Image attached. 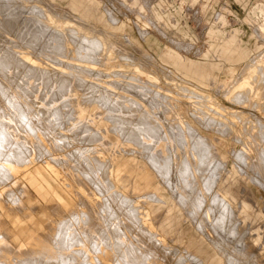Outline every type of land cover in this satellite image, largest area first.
<instances>
[{
  "label": "rangeland",
  "instance_id": "rangeland-1",
  "mask_svg": "<svg viewBox=\"0 0 264 264\" xmlns=\"http://www.w3.org/2000/svg\"><path fill=\"white\" fill-rule=\"evenodd\" d=\"M2 1L5 2L3 3ZM7 1L9 0H0V6L5 7L0 9V12L5 9L0 13V31H2L1 35H4L1 36V42L6 43V50L4 52H17L18 55L23 57V59L21 58L23 63L16 54L17 57H15V59H17V65L15 63L16 66L12 64L13 67H8L9 69H7V72L8 70H10V72L7 73L5 71V79L3 78L4 83H15L14 85L13 83L10 84V90L13 94L7 91L5 96L1 95L3 97L2 100L0 99L1 104L5 102L3 104L8 108L5 107L9 114H7V117L9 116L8 118L5 116L6 122L3 123L7 124L8 120V125L3 127L4 125L0 124V126H2L0 128L2 129L0 133L3 134H1L2 137H0L2 140L0 141V145L3 142L4 145L2 143L1 146H6L9 151L8 149H5V151L0 147V150L4 151H0V158L1 156L3 157L5 153L7 156H4L5 159L10 156V159H8L13 162V160L15 161L17 152L14 154L12 151L13 149L11 150L10 147L13 146L14 151L17 147L19 149H16L18 152L24 150L25 155L27 154V158L25 157L27 162L29 160L28 164L26 162L27 169L35 170L37 180L41 185L37 181L27 179L21 180L19 178L20 173H17V164L19 162L17 163L15 161L12 163L9 160L5 162L6 160L4 161V157L2 161L0 160L1 166H5L4 171H6V168L10 171L4 172L3 168H0L1 175L2 173H4L5 176L7 174L6 178L2 175L3 179H6V182L0 178V182H2L0 184V218L3 215L0 220V231L2 230L0 234L3 236L0 238V247H2V249H0V261L2 260V263L0 262V264H3L5 260L11 261L10 264H15V260H17L16 264H22V260H24V263L28 262V264H34L36 255L40 260H38L39 264L40 262L46 264L44 260H47V264H49L48 260H52L53 262H50L53 264L55 261L54 258H56L57 253H59L57 249L60 248L59 250L62 252L61 250L63 248L61 249V247L65 244L64 240L66 241V239H60V236H63L62 234H59V237L56 235L55 239V235L52 236L46 233L44 236H41L39 232L41 230L43 231L45 227L48 229L49 224H51L53 220L59 223L62 222V220L64 221L66 217L70 219L69 221L66 220V223L74 221L73 225H75L76 220L78 223V221H80L79 219L84 217L85 220L79 223H81V226L83 225L82 227L85 226L84 228H88V230L91 225H94V228H90L93 232L96 230L93 236L92 234L88 235V233H85V235H88V238L86 237V243H88L87 246L90 242L92 243V237L96 235L95 237L98 240L94 237V243H92L91 246L89 245V249H93L92 251L94 252L90 251L89 253L91 256H98L104 264L127 263H124L117 254L118 250L116 251V244L127 240L128 236V242L133 240L131 242L133 243L136 240L135 242L138 244V241H141L144 235L145 237L142 241L144 242L143 245L145 249L151 246H158L159 253L164 254L160 255L162 259L166 258L162 260V264H264V0H10V4ZM34 5L36 7L39 6V8L36 9ZM6 6L10 7H7L9 11ZM17 6L21 7V10L20 8L18 9ZM16 8L17 11L15 10ZM29 11L32 14L29 13ZM1 14L5 16L8 14L12 19H16L18 22L16 20L15 22L14 20H10L11 18L8 15V18H5L4 15L2 16ZM15 15L18 16V18ZM31 15L34 18L33 20ZM27 20L30 21L28 22ZM37 20L42 21L38 26L39 29L43 24H47L46 27L49 26L47 27L48 29L44 31V28H46L44 25L39 30L37 28V23H39V21ZM9 21L17 24L15 25L13 23L10 25L11 22ZM27 22L30 24L28 25ZM35 22H37V25L34 24ZM10 26L16 27L12 29ZM1 27L4 28L2 29ZM27 27L31 28L33 31L29 32L31 29H27ZM33 27L38 29L37 33L35 32L36 29L34 31ZM40 31L43 35H41L42 33ZM27 33L31 34L29 35ZM73 34L77 35L78 38H75ZM37 35H39V37ZM93 35L97 38L95 37L94 39ZM27 36L31 37L28 38ZM88 36L92 37V40L89 37L90 40L88 41H93V39L95 41L97 39L98 41H96L101 44L99 40L103 38L101 45L106 44V46L104 45L106 50L103 49L104 47L102 46L103 51H98V54L102 53L101 55L96 53L97 56L94 53L93 57L96 56L95 61L93 57L89 58V56H86L87 52L85 50L79 48V42L72 41L74 38L78 41H80V38L82 40L84 37L88 39ZM40 37L42 41H40ZM48 37H50V39H48ZM59 37L62 42H59ZM6 39H10L11 41H7ZM34 39L39 43L37 44ZM27 40L30 42H25ZM31 42L36 45H32ZM52 43L56 44V47ZM23 44L27 47L23 46ZM17 45L22 47H16ZM46 45L48 46L46 47ZM49 45H52L50 46L51 48H49ZM101 45L99 46L100 48ZM2 48H4V46H2ZM64 48L67 49L65 50ZM58 51H62V53ZM58 58L61 62L57 61ZM84 59L86 61H84ZM19 61L20 65L18 64ZM59 63H61V65ZM21 65L24 69L21 68ZM71 66L73 68H71ZM31 68L34 69L32 70ZM19 70H21V73ZM34 73L37 74L35 75ZM39 73H41V75ZM9 74L11 76H9ZM59 75L60 78H58ZM246 76L249 77L245 78ZM9 79H18L19 82L18 80L10 82L8 81ZM246 79L248 82L246 83L247 85H244L243 82ZM21 80L22 83L24 82L23 84ZM80 81L82 83H80ZM134 82L138 85H135ZM16 83L21 86H18ZM66 84L67 87L65 86ZM143 85L148 86L150 93L140 89ZM12 86L13 88L18 86L17 88L19 89L20 87V89H13ZM24 86L27 91L25 93L23 91L25 90ZM101 86L103 87L101 88ZM21 87H23V90H21ZM36 87L40 89L38 90ZM91 87L93 89L95 88L94 91ZM126 87L128 89H126ZM130 87H133V89H130ZM138 88L139 90H137ZM16 91L19 92L20 97L17 95L18 93L16 94ZM157 93H159L161 97L156 96ZM12 96H14V98ZM122 97H124V99ZM53 98H56V100ZM3 99H5L8 104ZM16 102H20V108L11 110L9 103L12 105ZM107 102H109V104H107ZM27 104L29 106L31 105L33 110L27 106ZM109 106H111L110 109ZM27 107L29 110L26 109ZM9 108L10 112L13 111L14 114H10ZM119 109H121V111ZM18 110L20 112L17 113ZM52 110H57V112H51ZM124 110L126 111L124 112ZM35 111H37V113ZM24 114L26 115L24 116ZM20 115H23L27 121V118L32 120L29 119V122L32 123L31 128L28 124L29 122L25 124L24 119ZM16 117L19 119L18 121ZM121 117L126 121H123ZM142 117H144L146 121V118H148V121L152 119L156 122V124L153 125L154 121L152 122L151 120V125L149 124L150 122L147 121L150 126H154L153 134L148 130L147 126L149 127V125H147L145 127L146 129L139 130V137H129L128 132L130 129L128 126L132 127L135 120L136 123H145L146 121L141 119ZM118 119L121 122H119ZM128 123L132 124L127 125ZM126 125L128 131L126 130ZM119 126L124 127L120 128ZM6 127H13L12 129L7 128L12 134L7 131ZM43 127L46 131L42 129ZM155 127L158 128L157 131ZM15 128L16 130H14ZM35 128H37V130ZM5 129L6 131H4ZM30 129L32 131H30ZM120 129L124 130L125 133L123 132V134ZM154 132H156L157 135ZM8 134L13 135L11 137L12 140L15 139L14 142L19 143H21V137L24 136L22 141L25 142L18 144L19 146L21 145L20 147L24 144L23 148L15 145L16 143L12 141L11 143L13 144H10L8 142L10 139L7 136ZM7 137L9 139L6 140ZM25 138H27V141ZM60 138L62 140L66 138L67 140L65 139L62 142ZM80 140L84 141L82 142ZM61 144L62 146H60ZM25 145H27L26 148H24ZM78 150L82 153L80 154ZM7 152H9V155ZM76 155L78 156L76 157ZM35 156L38 158L36 159ZM72 156L75 157L73 158ZM83 157L85 159L87 158V160L89 159V162H92V164H95L97 169H105L104 172H102L103 170L101 169L98 173H94L95 176L92 175L93 173H91L89 167L87 168V163L85 165L86 160ZM155 157L158 158L159 161ZM25 158L24 161H26ZM154 159H156V162ZM75 160L77 161L75 162ZM165 160L169 161L165 162ZM95 161L97 163H95ZM151 161H154L156 166H159L155 167V164ZM157 161L160 164H157ZM164 162L166 165L169 164L170 168L172 166L173 169L171 168V171L170 169L166 171ZM108 164H110V166ZM185 164L188 169L184 166ZM74 165H76L75 168ZM101 165L109 166L110 170ZM76 167H78V169ZM82 167L83 169H81ZM168 167L167 165V168ZM184 168L185 170L187 169L188 172L184 171ZM179 169L181 171H179ZM167 172L168 174H166ZM9 173L12 175H9ZM108 174H110L109 177ZM13 175L14 177L12 178ZM93 181L97 182L94 183ZM54 192L60 194V197L55 199V201L50 197ZM14 193L16 195H13ZM10 194L17 198L15 201H18L20 198V202L16 201L15 203ZM117 194L119 198H115ZM108 195H110V197H112V195L114 196L113 198L109 197L111 203L107 197ZM52 197H54V195ZM10 198L12 200H10ZM54 198H56V196ZM212 198L214 200L216 199L215 201H217V198L219 200L222 198L221 200L224 203H220L221 200L215 202ZM115 199H117V201L119 199L123 200V202L121 200L118 201L120 208L123 209L118 207V202H116ZM223 199L226 201L228 207ZM28 200L29 202L32 201L33 204L32 202L31 204H27ZM125 200L130 207L127 206ZM23 201L24 203H21ZM196 201H198V204ZM104 202H106L105 206H107L106 204L108 203L112 206L113 210L109 205L107 207L108 209L111 208L110 211L107 207L104 208ZM112 202L115 203L113 204ZM24 204L29 209L25 208ZM122 204L130 208V211L127 210L129 213L124 211L127 208L125 209ZM2 205H4V208H2ZM7 206L10 207L7 208ZM224 206L229 208L230 212L228 211V213L230 216L224 212L226 211ZM17 207L19 210L15 209ZM222 207L225 209H222ZM37 208L41 213L37 212ZM20 210L22 211L20 212ZM115 210H118L117 213ZM119 210H121L120 213ZM216 210L222 213L224 212L223 214H226L229 218L226 220L227 217L221 216V212ZM125 212L131 214V217H128L129 215H126ZM48 213H52V215ZM115 213L121 215L118 216ZM73 214L78 215H75V217ZM19 215L21 216V220L17 219ZM135 215H139L140 218ZM107 217L110 218V220ZM114 217L117 218L118 221L122 220L121 224H119L120 222L118 223L117 219ZM3 218H5V220H3ZM31 218H33L32 221L30 220ZM86 219H88V221ZM141 219L142 221H140ZM217 219L218 222L226 221L227 223L220 222V224H223L220 226V224L218 225ZM4 221L5 225H3ZM115 222L118 224V229H116L117 225ZM123 222L124 225L131 222L135 223L130 224V230L128 226H121ZM24 223L26 224L24 225ZM88 223L93 224L89 225ZM224 224H226V226ZM6 225L10 227H7L8 230ZM113 225L115 226L114 230H112L114 227ZM229 226L233 228L230 229ZM123 228L124 230H122ZM5 229L7 231H5ZM110 229L112 231H110ZM98 230L100 233L97 232ZM101 230L106 233L104 236V242L106 243L102 241L104 232L101 233ZM116 230L117 232H115ZM26 231L33 232L28 235L30 240L29 237L27 239V236H23ZM108 231H110V233ZM113 231L119 233V235H117L118 238L114 235ZM124 231L126 235H124ZM78 232L80 234L79 237L78 234H75L74 238L72 236L71 240L80 238L81 240H85L84 231ZM216 232H220V234ZM9 233H11V235ZM121 233H123V237L120 236ZM14 234L17 237V242L10 241L11 237L9 238V236H12V239L15 240L13 237L15 236ZM81 234L83 235L82 237ZM33 235L35 236L33 237ZM76 235L77 238H75ZM113 235L116 240L112 237ZM89 236L91 237L89 238ZM154 237H159V244ZM31 238H33V240ZM58 238L64 240H57ZM65 238L67 237L65 236ZM89 239L92 240L90 241ZM113 239L115 243H113ZM54 240H56V242ZM88 240L89 242H87ZM225 241L226 243L224 244ZM14 243L17 249L14 247ZM20 243L22 246L24 245V249L18 248V246L22 247ZM146 243L148 245H146ZM216 243L222 245L219 246L216 245ZM17 244L19 245L17 246ZM114 244L115 247L113 246ZM124 244L127 246L125 242ZM11 245L13 248H11ZM51 245L52 247L54 245L58 247H55L57 249L52 255L46 253L44 249L49 248ZM82 245L86 246L85 243H82ZM119 247L120 245L117 249ZM220 247L222 249H220ZM11 249H13V252ZM231 249L234 250L232 251ZM4 251H9L6 253L10 254H6ZM44 251L45 253H43ZM18 252H20L19 255H16ZM35 252L37 253L35 254ZM29 253L31 256H29ZM11 254L13 255L11 256ZM40 254H44L47 257L51 255V257H48V259L46 256H41ZM114 255L118 257V260ZM27 256L31 257V260L33 257V260L31 261L28 257L29 260L25 261ZM38 256H40V258ZM5 257H7V259L9 258V260L5 259ZM12 257L15 258L10 260ZM20 258H22V260ZM43 258L45 259L43 260ZM38 263L35 261V264ZM97 264H99V262H97Z\"/></svg>",
  "mask_w": 264,
  "mask_h": 264
},
{
  "label": "bare ground",
  "instance_id": "bare-ground-1",
  "mask_svg": "<svg viewBox=\"0 0 264 264\" xmlns=\"http://www.w3.org/2000/svg\"><path fill=\"white\" fill-rule=\"evenodd\" d=\"M2 2H3V1H2ZM4 2H5V1H4ZM4 2H3V3H4ZM7 2H9V4H10L11 1L9 0V1H7ZM20 3H21V2H20ZM11 4H12V3H11ZM16 4H17V3H16ZM1 5H2V3H1ZM5 5H7V4H5ZM14 5H15V4H14ZM19 5H20V4H19ZM3 6H4V5H3ZM10 6H12V5H10ZM34 6H35V5H34ZM7 7L10 8L9 6H6V8H7ZM15 7H16V6H15ZM17 7H18V6H17ZM24 7H25V6H24ZM24 7H23V8H24ZM35 7H36V6H35ZM1 8H5V7L0 6V9H1ZM8 8H7V9H8ZM11 8H12V7H11ZM13 8H14V7H13ZM19 8H20V10H21V7H18V9H19ZM37 8H39V6H37L36 9H37ZM4 10H5V9H3L1 12H3ZM15 10L17 11V8H16ZM20 10H18V11H20ZM23 10H24V9H23ZM23 10H22V11H23ZM47 10H48V9H47ZM8 11H9V9H8ZM11 11H13V10H11ZM1 12H0V13H1ZM6 12H7V11H6ZM6 12H5V13H6ZM14 12H15V11H14ZM5 13H4V14H5ZM7 13H8V12H7ZM11 13H12V12H11ZM22 13H23V12H22ZM29 13H31V12L29 11ZM4 14H3V15H4ZM9 14H10V13H9ZM19 14L22 15L21 13H19ZM31 14H32V13H31ZM46 14H47V13H46ZM48 14H49V11H48ZM1 15H2V14H1ZM3 15H2V16H3ZM7 15H8V14H7ZM7 15H6V16L4 15V17L6 18ZM10 15H11V14H10ZM10 15H8V16H10ZM12 15H13V14H12ZM15 16H16V15H15ZM23 16H24V15H23ZM31 16H32V15H31ZM4 17H3V18H4ZM13 17H14V16H13ZM16 17L18 18V16H16ZM29 17H30V16H29ZM7 18H8V17H7ZM10 18H11V16H10ZM10 18H9V19H10ZM48 18H49V17H48ZM9 19H8V20H9ZM19 19H20V18H19ZM27 19H28V18H27ZM33 19H34V18H33V16H32V20H33ZM46 19H47V18H46ZM5 20H6V19H5ZM10 20L13 21L14 19L11 18ZM15 20H16V19H15ZM15 20H14V22H15ZM35 20H36V19H35ZM49 20H50V19H49ZM12 21H9V22H11L10 25L14 23V22H12ZM16 21H17V20H16ZM19 21H20V20H19ZM22 21H23V20H22ZM27 21H28V20H27ZM29 21H30V20H29ZM29 21H28V22H29ZM37 21H39V23L35 22L34 24H35V25L38 24V25H37V28L39 29L38 26H39V24H40L42 21H40V20H37ZM50 21H51V20H50ZM0 22H1V21H0ZM17 22H18V21H17ZM28 22H27V24H28ZM33 22H34V21H33ZM2 23H3V22H2ZM7 23H8V22H7ZM22 23H23V22H22ZM36 23H37V24H36ZM3 24H4V23H3ZM3 24H2V26H3ZM14 24H15V23H14ZM16 24H17V23H16ZM16 24H15V25H16ZM29 24H30V23H29ZM29 24H28V25H29ZM42 24H43V23H42ZM32 25H33V24H32ZM44 25H45V24H43L42 26H44ZM46 25H47V24H46ZM46 25H45V27H46ZM0 26H1V25H0ZM4 26H5V24H4ZM8 26H9V25H8ZM8 26H6V27H8ZM25 26H26V25H25ZM33 26H34V25H33ZM40 26H41V25H40ZM42 26H41V27H42ZM6 27H5V28H6ZM10 27H11V26H10ZM13 27H16V26H13ZM13 27H11V28L13 29ZM29 27H30V26H29ZM34 27H35V26H34ZM34 27H33V28H34ZM41 27H40V29H41ZM47 27H49V26H47ZM47 27L44 28V31H45L46 29H48ZM50 27H51V26H50ZM1 28H2V27H1ZM3 28H4V27H3ZM3 28H2V29H3ZM22 28H23V27H22ZM31 28H32V26H31ZM31 28H28V27H27V29H31ZM37 28H34V31H35V29H36V31H35L36 33H37V31H38ZM6 29H7V28H6ZM40 29H39V30H40ZM52 29H53V28H52ZM56 29H57V28H56ZM4 30H5V29H4ZM17 30H18V29H17ZM23 30H24V29H23ZM25 30H26V29H25ZM54 30H55V29H54ZM5 31H6V30H5ZM5 31H4V32H5ZM13 31H14V30H13ZM31 31H33V30H32V29L29 30V32H31ZM50 31H51V30H50ZM57 31H58V30H57ZM1 32H2V31H0V99L2 100V98H3L2 96H5V94L7 93V91H10V92H11V90H10V89H11V87H10L11 85H10V84L13 83V85H14V83H15V82H12V83H10V84H9V82L4 83V82H3V81H4L3 78L5 79V75H4V74H6L5 71L7 72V69H9L10 66L13 67V65H15V63H16V65H17V61H16L17 59H15V57H17L18 54H17V52H9V50H8L9 53L4 52V51L6 50V48H5V46H6L5 44H6V43L1 42V40H2L1 36H4V35H1V34H2ZM21 32H22V31H21ZM26 32H28V31H26ZM40 32H41V31H40ZM40 32H39V34H40ZM42 32H43V28H42ZM42 32H41V33H42ZM88 32H89V31H88ZM5 33H6V32H5ZM22 33H23V32H22ZM24 33H25V32H24ZM44 33H45V32H44ZM60 33H61V32H60ZM84 33H85V32H84ZM3 34H4V33H3ZM25 34H26V33H25ZM27 34L30 35L31 33H27ZM33 34H34V33H33ZM61 34H62V33H61ZM69 34H70V33H69ZM21 35H22V34H21ZM34 35H36V34H34ZM34 35H33V37H35ZM41 35H43V33H42ZM45 35H46V34H45ZM55 35H60V34H55ZM55 35H54V36H55ZM73 35H75V34H73ZM73 35H72V36H73ZM85 35L87 36L86 33H85ZM88 35H89V34H88ZM37 36L39 37V35H37ZM62 36H63V35H62ZM69 36H70V35H69ZM76 36H77V35H75V38H78V36H77V37H76ZM83 36H84V35H83ZM23 37H24V36H23ZM25 37H26V35H25ZM25 37H24V38H25ZM27 37H28V36H27ZM29 37H31V36H29ZM29 37H28V38H29ZM42 37H43V36H42ZM51 37H52V36H51ZM56 37H57V36H56ZM60 37H61V36H60ZM60 37H59V39H60L59 42H62V40H61L62 37H61V38H60ZM70 37H71V36H70ZM89 37H90V36H88V39H86L87 37H84V38L82 37L83 39L81 40V38H80V39H79L80 41H78L77 39L75 40V38L73 39V37H72V39H73L72 41H73V42H74V41L79 42V44H78V45H80L79 48H80L81 50H85V51L87 52V55H86V56H87V57L89 56V58H90V57L92 58V57L94 56V53H95V55H97V54H98V51L101 52V50L103 51V49L106 50V48H105L106 44H104L105 46H104V45H101V44H102V39H103V38L99 40V41H101V44H100L99 42H97V41H98L97 39H96L97 41H96V40L94 41V39H95L96 36L94 37V35H93V38H94L93 41H88V40H90V39L92 38V37H90V39H89ZM40 38H41V37H40ZM96 38H97V37H96ZM26 39H27V38H26ZM35 39H36V37H35ZM35 39H34V41H35ZM37 39H38V38H37ZM48 39H50V37H48ZM53 39H54V38H53ZM6 40H7V39H6ZM6 40H5V41H6ZM31 40H32V39H31ZM43 40H44V39H43ZM54 40H55V39H54ZM63 40H65V39H63ZM70 40H71V38H70ZM91 40H92V39H91ZM7 41H11V40L9 39V40H7ZM7 41H6V42H7ZM28 41H29V40H27V41H25V42H28ZM40 41H42V38H41ZM47 41H48V40H47ZM56 41H57V40H56ZM68 41H69V40H68ZM29 42H30V41H29ZM32 42H33V41H32ZM32 42H31V44H32ZM35 42H36V41H35ZM43 42H44V41H43ZM69 42H70V41H69ZM103 42H104V41H103ZM33 43H34V42H33ZM36 43H37V42H36ZM38 43H39V42H38ZM38 43H37V44H38ZM41 43H42V42H41ZM64 43H65V42H64ZM71 43H72V42H71ZM75 43H76V42H75ZM11 44H12V43H11ZM24 44H25V43H24ZM24 44H23V46H26V45H24ZM28 44H29V43H28ZM52 44H53V43H52ZM99 44L101 45V48L99 47V46H100ZM32 45H36V44H32ZM32 45H31V46H32ZM42 45H43V44H42ZM44 45H45V44H44ZM53 45H55V47H56V44H53ZM61 45H62V44H61ZM61 45H60V46H61ZM98 45H99V46H98ZM2 46H4V48H2ZM10 46H12V45H10ZM19 46H20V45H19ZM19 46L17 45L16 47H19ZM47 46H48V45H46V47H47ZM50 46H52V45H49V48H51ZM63 46H64V45H63ZM73 46H74V44H73ZM73 46H72V48H73ZM102 46H103L104 48H103ZM14 47H15V46H14ZM20 47H22V46H20ZM26 47H27V46H26ZM32 47H33V46H32ZM43 47H44V46H43ZM46 47H44V48H46ZM75 47H76V46H75ZM11 48H12V47H11ZM102 48H103V49H102ZM7 49H8V48H7ZM9 49H10V48H9ZM38 49H39V47H38ZM52 49H53V48H52ZM59 49H60V48H59ZM59 49H58V50H59ZM64 49H65V48H64ZM66 49H67V48H66ZM66 49H65V50H66ZM44 50H45V49H44ZM81 50H80V51H81ZM105 50H104V51H105ZM10 51H11V49H10ZM12 51H14V50H12ZM39 51H40V50H39ZM46 51H47V50H46ZM50 51H51V49H50ZM54 51H55V50H54ZM63 51H64V50H63ZM58 52H61V53H62V51H58ZM70 52H72V51H70ZM100 52H99V53H100ZM14 53H15V54H14ZM18 53H19V51H18ZM30 53H31V52H30ZM37 53H39V52H37ZM43 53H44V52H43ZM96 53H97V54H96ZM16 54H17V55H16ZM56 54H57V53H56ZM63 54H64V53H63ZM63 54H61V55L64 56ZM71 54H72V53H71ZM77 54H78V53H77ZM101 54H102V53H100V54H98V55H101ZM40 55H41V54H40ZM59 55H60V54H59ZM65 55H66V54H65ZM98 55H97V56H98ZM18 56L20 57L19 59H20V61L22 62L21 58L23 59V57H21L20 55H18ZM51 56H53V55H51ZM29 57H30V56H29ZM37 57H38V56H37ZM64 57H65V56H64ZM70 57H71V55H70ZM72 57H73V56H72ZM95 57H96V56H95ZM95 57H93V58H94V61H95ZM38 58H39V57H38ZM46 58H47V57H46ZM66 58H67V57H66ZM89 58H87V59H88V60H91V59H89ZM14 59H15V60H14ZM19 59H18V60H19ZM79 59H80V58H79ZM79 59H78V60H79ZM24 60H25V59H24ZM40 60H41V58H40ZM82 60H83V59H82ZM20 61L18 62L19 65H20ZM57 61H60V62H61V60H59V58H58ZM84 61H86V60L84 59ZM92 61H93V60H92ZM92 61H91V62H92ZM94 61H93V62H94ZM54 62H55V61H54ZM89 62H90V61H89ZM22 63H23V62H22ZM12 64H13V65H12ZM24 64H25V62H24ZM30 64H31V63H30ZM56 64H57V63H56ZM59 64L61 65V63H59ZM134 64H135V63H134ZM16 65H15V66H16ZM19 65H18V66H19ZM57 65H58V64H57ZM18 66H17V67H18ZM21 66H22V65H21ZM32 66H33V64H32ZM32 66H31V67H32ZM8 67H9V68H8ZM25 67H26V64H25ZM33 67H34V66H33ZM35 67H36V66H35ZM65 67H67V66H65ZM69 67H70V66H69ZM82 67H83V66H82ZM134 67H135V66H134ZM136 67H137V66H136ZM18 68H19V67H18ZM18 68H17V69H18ZM21 68H23V66H22ZM27 68H28V67H27ZM27 68H26V69H27ZM36 68H37V67H36ZM71 68H73V67L71 66ZM74 68H75V67H74ZM84 68H85V67H84ZM12 69H13V68H12ZM12 69H11V70H12ZM17 69H16V71H17ZM23 69H24V68H23ZM31 69H32V68H31ZM33 69H34V68H33ZM33 69H32V70H33ZM43 69H44V68H43ZM45 69H47V68H45ZM78 69H79V68H78ZM135 69H138V68H135ZM38 70H39V69H38ZM41 70H42V68H41ZM47 70H48V69H47ZM51 70H52V69H51ZM58 70H59V69H58ZM68 70H69V69H68ZM71 70H72V69H71ZM82 70H84V69H82ZM82 70H81V71H82ZM139 70H140V69H139ZM139 70H138V71H139ZM142 70H143V69H142ZM13 71H14V70H13ZM19 71H20V73H21V70H19ZM42 71H43V70H42ZM42 71H41V72H42ZM45 71H46V70H45ZM98 71H99V70H98ZM8 72H10V70H8ZM8 72H7V73H8ZM29 72H30V71H29ZM35 72H36V71H35ZM38 72H39V71H38ZM38 72H37V73H38ZM72 72H73V71H72ZM139 72H140V71H139ZM153 72H155V71H153ZM15 73H16V72H15ZM20 73H19V74H20ZM37 73H36V74H37ZM59 73H60V72H59ZM69 73H70V72H69ZM82 73H83V71H82ZM84 73H85V72H84ZM100 73H101V72H100ZM12 74H14V73H12ZM16 74H17V73H16ZM34 74H35V73H34ZM36 74H35V75H36ZM39 74L41 75V73H39ZM39 74H38V76H39ZM47 74H48V73H47ZM52 74H53V73H52ZM62 74H63V72H62ZM92 74H93V73H92ZM152 74H153V73H152ZM7 75H8V74H7ZM30 75H31V74H30ZM30 75H29V76H30ZM44 75H45V74H44ZM44 75H43V76H44ZM105 75H106V74H105ZM9 76H11V75L9 74ZM15 76H16V75H15ZM22 76H23V75H22ZM22 76H21V77H22ZM24 76H25V75H24ZM29 76H28V77H29ZM43 76H42V77H43ZM65 76H66V75H65ZM77 76H78V75H77ZM77 76H76V77H77ZM7 77H8V76H7ZM17 77H18V75H17ZM28 77H27V78H28ZM44 77H45V76H44ZM69 77H70V76H69ZM69 77H68V78H69ZM81 77H82V76H81ZM91 77H92V75H91ZM93 77H94V76H93ZM95 77H96V76H95ZM248 77H249V76H246L245 78H248ZM24 78H25V77H24ZM37 78H39V77H37ZM51 78H52V77H51ZM58 78H60V75L58 76ZM79 78H80V77H79ZM97 78H98V77H97ZM134 78H136V77H134ZM158 78H159V77H158ZM7 79H8V78H7ZM11 79H12V78H11ZM22 79H23V78H22ZM35 79H36V78H35ZM39 79H40V78H39ZM42 79H43V78H42ZM53 79H54V78H53ZM69 79H70V78H69ZM150 79H151V78H150ZM156 79H157V78H156ZM14 80H18V79H14ZM14 80H10V79H9L8 81L11 82V81H14ZM23 80H24V79H23ZM28 80H29V78H28ZM30 80H31V79H30ZM36 80H37V79H36ZM45 80H46V79H45ZM64 80H65V79H64ZM77 80H78V79H77ZM129 80H130V79H129ZM134 80H135V79H134ZM151 80H152V79H151ZM248 80H249V79H248ZM55 81H56V80H55ZM61 81H62V79H61ZM61 81H60V82H61ZM81 81H83V80H81ZM81 81H80V83H82ZM112 81H113V80H112ZM137 81H138V80H137ZM155 81H156V80H155ZM16 82H17V81H16ZM18 82H19V80H18ZM18 82H17V83H18ZM36 82H37V81H36ZM66 82H67V81H66ZM85 82H86V81H85ZM90 82H91V81H90ZM115 82H116V81H115ZM132 82H133V81H132ZM152 82H153V81H152ZM247 82H248V81H247V79H246V80L243 82V84H244V85H247V84H246ZM7 83H8V85H7ZM17 83H16V84H17ZM21 83H22V80H21ZM23 83H24V82H23ZM23 83H22V84H23ZM33 83H34V82H33ZM43 83H44V82H43ZM57 83L59 84L58 81H57ZM69 83H70V82H69ZM76 83H77V82H76ZM76 83H75V84H76ZM91 83H93V82H91ZM134 83H135V82H134ZM141 83H142V82H141ZM5 84H6V85H5ZM19 84H20V83H19ZM61 84H62V82H61ZM84 84H85V83H84ZM114 84H116V83H114ZM114 84H113V85H114ZM188 84H189V83H188ZM17 85H18V84H17ZM68 85H69V84H68ZM86 85H87V84H86ZM94 85H95V84H94ZM94 85H93V86H94ZM100 85H101V84H100ZM135 85H138V84L135 83ZM139 85H140V84H139ZM18 86H21V85H18ZM18 86H17V87H18ZM38 86H39V85H38ZM43 86H45V85H43ZM65 86L67 87V84H66ZM69 86H70V85H69ZM69 86H68V87H69ZM76 86H78V85H76ZM82 86H84V85H82ZM97 86H98V85H97ZM146 86H147V85H146ZM146 86L143 85L142 87H140V89H143V91L145 90L146 92H149V90H148V86H147V87H146ZM149 86H150V85H149ZM158 86H160V85H158ZM17 87L15 86L14 88L16 89ZM29 87H30V86H29ZM33 87H34V86H33ZM41 87H42V85H41ZM63 87H64V85H63ZM73 87H74V86H73ZM84 87H85V86H84ZM86 87H89V86H86ZM102 87H103V86H101V88H102ZM104 87H106V86H104ZM116 87H117V86H116ZM160 87H161V86H160ZM160 87H159V88H160ZM187 87H188V86H187ZM12 88H13V86H12ZM14 88H13V89H14ZM22 88H23V87H21V90H23ZM24 88H25V86H24ZM36 88H37V87H36ZM46 88H48V87H46ZM69 88H70V87H69ZM82 88H83V87H82ZM98 88H99V87H98ZM106 88H107V87H106ZM128 88H129V86H128ZM128 88L126 87V89H128ZM134 88H136V87H134ZM161 88H162V87H161ZM19 89H20V87H19ZM19 89L17 88V90H19ZM37 89H38V88H37ZM39 89H40V88H39ZM39 89H38V90H39ZM67 89H68V88H67ZM84 89H86V88H84ZM88 89H89V88H88ZM91 89H93V88L91 87ZM94 89H95V88H94ZM94 89H93V91H94ZM107 89H108V88H107ZM121 89H122V87H121ZM130 89H133V87H132V88L130 87ZM189 89H190V88H189ZM42 90H43V89H42ZM44 90H45V89H44ZM54 90H55V89H54ZM105 90H106V89H105ZM134 90H135V89H134ZM137 90H139V88H138ZM158 90H160V89H158ZM162 90H163V89H162ZM191 90H192V88H191ZM194 90H195V89H194ZM12 91H14V90H12ZM23 91H24V93L27 92V91H26V88H25V90H23ZM28 91H29V90H28ZM34 91H36V90H34ZM56 91H57V90H56ZM59 91H60V89H59ZM62 91H63V90H62ZM65 91H66V90H65ZM77 91H78V89H77ZM91 91H92V90H91ZM95 91H96V90H95ZM98 91H99V90H98ZM129 91H130V90H129ZM141 91H142V90H141ZM145 91H144V92H145ZM189 91H190V90H189ZM29 92H30V91H29ZM43 92H44V91H43ZM60 92H61V91H60ZM103 92H104V91H103ZM131 92H134V91H131ZM138 92H139V91H138ZM138 92H137V93H138ZM157 92H158V91H157ZM161 92H162V91H161ZM163 92H164V91H163ZM194 92H195V91H194ZM11 93H12V92H11ZM17 93H18V94H17ZM20 93H21V92H20ZM24 93H23V94H24ZM31 93H32V91H31ZM66 93H67V92H66ZM96 93H97V92H96ZM100 93H101V92H100ZM149 93H150V92H149ZM197 93H198V92H197ZM8 94H9V92H8ZM12 94H13V93H12ZM16 94L19 96V92H18V91H16ZM27 94H28V93H27ZM27 94H26V95H27ZM29 94H30V93H29ZM36 94H37V93H36ZM110 94H111V93H110ZM165 94H166V92H165ZM1 95H2V96H1ZM14 95H15V94H14ZM30 95H31V94H30ZM32 95L34 96L33 93H32ZM45 95H46V93H45ZM57 95H58V94H57ZM100 95H101V94H100ZM103 95H105V94H103ZM108 95H109V94H108ZM114 95H116V94H114ZM135 95H136V94H135ZM24 96H25V95H24ZM47 96H48V95H47ZM59 96H60V95H59ZM91 96H92V95H91ZM98 96H99V94H98ZM101 96H102V95H101ZM111 96H113V95H111ZM121 96H122V95H121ZM124 96H125V95H124ZM156 96L161 97V95H160L159 93H157ZM156 96H155V97H156ZM167 96H168V95H167ZM12 97L14 98V96H12ZM16 97H17V96H16ZM19 97H20V96H19ZM21 97H22V96H21ZM28 97H29V96H28ZM45 97H46V96H45ZM56 97H57V96H56ZM61 97H62V96H61ZM102 97H103V96H102ZM104 97H105V96H104ZM118 97H119V96H118ZM138 97H139V96H138ZM90 98H91V97H90ZM112 98H113V97H112ZM114 98H115V96H114ZM122 98L124 99V97H122ZM125 98H126V96H125ZM152 98H153V97H152ZM5 99H6V98H5ZM5 99H3V100L6 101L7 99H6V100H5ZM16 99L18 100V97H17ZM53 99L56 100V98H53ZM85 99H86V98H85ZM87 99H88V97H87ZM87 99H86V100H87ZM129 99H130V98H129ZM129 99H128V100H129ZM142 99H143V98H142ZM14 100H15V99H14ZM29 100H30V99H29ZM33 100H34V99H33ZM57 100H58V99H57ZM80 100H81V99H80ZM91 100H92V99H91ZM94 100H95V99H94ZM106 100H107V99H106ZM125 100H127V99H125ZM15 101H16V100H15ZM19 101H20V100H19ZM27 101H28V100H27ZM42 101H44V100H42ZM49 101H50V100H49ZM52 101H53V100H52ZM58 101H59V100H58ZM89 101H90V100H89ZM114 101H115V100H114ZM121 101H122V100H121ZM129 101H130V100H129ZM131 101H132V100H131ZM12 102H13V101H12ZM28 102H29V101H28ZM34 102H36V101H34ZM84 102H85V101H84ZM95 102H96V101H95ZM119 102H120V101H119ZM122 102H123V101H122ZM3 103H5V102H3ZM3 103L1 104V101H0V124H1V125H2L3 123L6 122V117H7V114H8V111H7L8 108H7ZM6 103L8 104L7 101H6ZM19 103H20V102H19ZM19 103L16 102V103H14V104H12V105H10V103H9V107L11 108V110H13V109H17V108L19 109V108H20ZM36 103H37V102H36ZM48 103H49V102H48ZM53 103H54V102H53ZM63 103H64V101H63ZM66 103H67V101H66ZM102 103H103V102H102ZM21 104H22V103H21ZM21 104H20V105H21ZM32 104H33V103H32ZM42 104H43V103H42ZM55 104H56V103H55ZM86 104H87V103H86ZM89 104H90V103H89ZM105 104H106V103H105ZM107 104H109V102H107ZM117 104H119V103H117ZM120 104H121V102H120ZM125 104H126V102H125ZM135 104H136V103H135ZM25 105H26V104H25ZM49 105H50V104H49ZM58 105H59V104H58ZM87 105H88V104H87ZM113 105H114V104H113ZM139 105H141V104H139ZM3 106H4V107H3ZM21 106H24V105H21ZM27 106H29V105L27 104ZM35 106H36V105H35ZM47 106H48V105H47ZM62 106H63V104H62ZM62 106H61V107H62ZM107 106H108V105H107ZM107 106H106V108H107ZM134 106H135V105H134ZM137 106H138V105H137ZM5 107H6L7 109H6ZM24 107H25V106H24ZM29 107L31 108V105H30ZM61 107H60V108H61ZM94 107H95V106H94ZM110 107H111V106H109V109H110ZM117 107H118V105H117ZM117 107H116V108H117ZM123 107H124V106H123ZM10 108H9V112H10ZM57 108H58V107H57ZM64 108H65V106H64ZM116 108H115V110L117 111ZM125 108H126V107H125ZM26 109H28V107H27ZM26 109H25V110H26ZM31 109H32V108H31ZM31 109H30V110H31ZM45 109H46V108H45ZM123 109H124V108H123ZM134 109H135V108H134ZM141 109H142V108H141ZM28 110H29V109H28ZM28 110H27V111H28ZM32 110H33V109H32ZM50 110H51V109H50ZM71 110H72V109H71ZM113 110H114V109H113ZM119 110L121 111V109H119ZM119 110H118V111H119ZM127 110H128V109H127ZM135 110H136V109H135ZM125 111H126V110H124V112H125ZM18 112H20V111L18 110L17 113H18ZM28 112H29V111H28ZM32 112H33V111H32ZM35 112L37 113V111H35ZM39 112H40V110H39ZM51 112H54V113H55V112H57V110H56V111H53V110H52ZM58 112H59V111H58ZM135 112H136V111H135ZM137 112H138V111H137ZM11 113L14 114L13 111H11L10 114H11ZM21 113H22V111H21ZM30 113H31V112H30ZM45 113H46V112H45ZM47 113H48V112H47ZM49 113H50V112H49ZM61 113H62V112H61ZM102 113H103V112H102ZM116 113H117V112H116ZM130 113H131V112H130ZM143 113H144V112H143ZM22 114H23V113H22ZM39 114H40V113H39ZM50 114H51V113H50ZM50 114H49V115H50ZM52 114H53V113H52ZM141 114H142V113H141ZM8 115H9V114H8ZM18 115H19V114H18ZM25 115H26V114H24V116H25ZM34 115H35V114H34ZM40 115H41V114H40ZM58 115H59V114H58ZM62 115H63V114H62ZM91 115H92V114H91ZM109 115H111V114H109ZM115 115H116V114H115ZM115 115H113V116H115ZM121 115H122V114H121ZM5 116H6V117H5ZM20 116H22V118L24 119V121H25L24 123H25V124H27L26 122H29V121L31 120L30 118H27V117H26V118L28 119V121H27V120L25 119V117H23V115H20ZM20 116H19V117H20ZM27 116H28V115H27ZM37 116H39V115H37ZM47 116H48V115H47ZM55 116H56V115H55ZM59 116H60V115H59ZM59 116H58V119H59ZM97 116H98V115H97ZM128 116H129V114H128ZM144 116H145V115H144ZM8 117H9V116H8ZM8 117H7V118H8ZM28 117H30V116H28ZM35 117H36V116H35ZM41 117H43V116H41ZM44 117H45V115H44ZM60 117H62V116H60ZM124 117H125V116H124ZM10 118H11V117H10ZM20 118H21V117H20ZM39 118H40V117H39ZM48 118H49V117H48ZM63 118H64V117H63ZM111 118H112V117H111ZM121 118H122V117H121ZM126 118H127V117H126ZM128 118H129V117H128ZM16 119H17V117H16ZM29 119H30V120H29ZM37 119H38V117H37ZM41 119H42V118H41ZM44 119H46V118H44ZM69 119H70V118H69ZM86 119H87V118H86ZM114 119H115V118H114ZM116 119H117V118H116ZM141 119L145 120L144 117H142ZM146 119H147V121H148V118H146ZM209 119H210V118H209ZM12 120H13V119H12ZM12 120H11V121H12ZM18 120H19V119H17V121H18ZM46 120H47V119H46ZM87 120H88V119H87ZM120 120H121V119H120ZM122 120H123V118H122ZM133 120H134V119H133ZM151 120H152V119H151ZM151 120H149L148 122H150ZM11 121H10V122H11ZM31 121H32V120H31ZM33 121H34V120H33ZM38 121H40V120H38ZM47 121H48V120H47ZM50 121H51V120H50ZM50 121H49V122H50ZM60 121H62V120H60ZM118 121H119V119H118ZM123 121H126V120H123ZM145 121H146V120H145ZM147 121H146L145 123H143V122H142V123H136V120H135V123H133L132 127H131V126H128L129 129H130L129 132H128L129 137H130V136H131V137H139V136H138V134H139V130H140V129H144V128H145L147 125H149V124L152 125V122H153L154 120H152V122H150L149 124H148ZM8 122H9V121L7 120V124H3V125H4L3 127H5L6 125H8ZM14 122H15V121H14ZM43 122H44V121H43ZM51 122H52V121H51ZM58 122H59V121H58ZM68 122H69V121H68ZM82 122H84V121H82ZM86 122H87V121H86ZM116 122H117V121H116ZM116 122H115V123H116ZM119 122H121V121H119ZM119 122H118V123H119ZM132 122H133V121H132ZM16 123H17V122H16ZM22 123H23V122H22ZM40 123H41V122H40ZM88 123H90V122H88ZM91 123H92V122H91ZM122 123H124V122H122ZM125 123H126V122H125ZM14 124H15V123H14ZM28 124L30 125V128H31L32 123L29 122ZM35 124H36V123H35ZM38 124H39V123H38ZM57 124H58V123H57ZM61 124H62V123H61ZM61 124H60V125H61ZM66 124H67V123H66ZM92 124H93V123H92ZM130 124H132V123H128L127 125H130ZM145 124H146V125H145ZM154 124H156L155 121H154L153 125H154ZM9 125H10V124H9ZM12 125H13V123H12ZM12 125H11V126H12ZM15 125H16V124H15ZM15 125H14V127H15ZM23 125H24V124H23ZM51 125H52V124H51ZM119 125H122V124H119ZM127 125H126V127H127ZM37 126H38V125H37ZM53 126H54V125H53ZM53 126H52V127H53ZM57 126H59V125H57ZM57 126H55V127H57ZM65 126H66V125H65ZM82 126H83V125H82ZM155 126H156V125H155ZM188 126H189V125H188ZM1 127H2V126H0V128H1ZM25 127H29V126H25ZM38 127H39V126H38ZM91 127H92V126H91ZM119 127H120V126H119ZM123 127H124V126H123ZM123 127H120V128H123ZM128 127H127V129L125 128L127 131H128ZM153 127H154V126H153ZM153 127L150 126V125H149V127L147 126L148 130L151 131L152 134H153V130H154ZM7 128H10V127H6V129H7ZM12 128H13V127H12ZM12 128H10V129H12ZM39 128H41V127H39ZM82 128H83V127H82ZM117 128H118V127H117ZM155 128H157V127H155ZM159 128H160V127H159ZM6 129H5L4 131H6ZM26 129H27V128H26ZM35 129L37 130V128H35ZM42 129H44V127H43ZM51 129H53V128H51ZM118 129H119V128H118ZM145 129H146V128H145ZM1 130H2V129H0V131H1ZM14 130H16V128H15ZM22 130H23V128H22ZM32 130H33V127H32ZM32 130L30 129V131H32ZM39 130H40V129H39ZM44 130H45V129H44ZM82 130H83V129H82ZM121 130H122V129H120V131H121ZM155 130L157 131L158 128L155 129ZM7 131L10 132V130H8V129H7ZM12 131H13V130H12ZM33 131H34V130H33ZM45 131H46V130H45ZM57 131H58V129H57ZM2 132H3V131H2ZM14 132H15V131H14ZM14 132H13V133H14ZM123 132H124V130H122V133H123ZM141 132H142V131H141ZM10 133H11V132H10ZM33 133H34V132H33ZM35 133H36V132H35ZM124 133H125V132H124ZM124 133H123V134H124ZM144 133H147V132H144ZM154 133L157 135L156 132H154ZM1 134H2V133H0V137H2V135H3V134H2V135H1ZM5 134H6V133H5ZM5 134H4V135H5ZM11 134H12V133H11ZM11 134H8V135H7L11 140H10L8 137L6 138V140H7V139L10 140V141L8 140V142H9L10 144L16 143L15 145L19 146L18 144H22V142H25V141H22V138H23L24 136L21 137V143H19V142H14L15 139L12 140L11 137H12L13 135H11ZM59 134H60V133H59ZM123 134H122V135H123ZM126 134H127V132H126ZM126 134H125V135H126ZM128 134H127V135H128ZM14 135H16V134H14ZM17 135H18V134H17ZM27 135H28V134H27ZM34 135H35V134H34ZM45 135H46V134H45ZM61 135H62V134H61ZM63 135H64V134H63ZM53 136H54V135H53ZM82 136H83V135H82ZM94 136H95V135H94ZM5 137H6V135H5ZM36 137H38V136H36ZM55 137H56V136H55ZM55 137H54V138H55ZM87 137H88V136H87ZM263 137H264V136H263ZM13 138H14V137H13ZM15 138H16V137H15ZM76 138H77V136H76ZM95 138H96V137H95ZM2 139H3V138H2ZM25 139H26V141H27V138H25ZM50 139H51V138H50ZM56 139H57V138H56ZM60 139H61V138H60ZM65 139H66V138H65ZM65 139H64V140H65ZM73 139H74V138H73ZM81 139H82V138H81ZM85 139H86V138H85ZM98 139H99V138H98ZM100 139H101V138H100ZM17 140H18V139H17ZM53 140H54V139H53ZM57 140H59V139H57ZM61 140H62V139H61ZM61 140H60V142H61ZM64 140H62V142H63ZM66 140H67V139H66ZM78 140H79V139H78ZM198 140H199V139H198ZM198 140H196V141H198ZM0 141H2V140L0 139ZM11 141H12L13 143H11ZM18 141H19V140H18ZM74 141H75V140H74ZM76 141H77V140H76ZM80 141L83 142L84 140H80ZM87 141H88V140H87ZM96 141H98V140H96ZM96 141H94V142H96ZM196 141H195V142H196ZM40 142H41V141H40ZM55 142H57V141H55ZM77 142H79V141H77ZM199 142H200V141H199ZM206 142H207V141H206ZM2 143H3V142H2ZM2 143H1V145H2ZM9 143H8V144H9ZM65 143H66V142H65ZM71 143H73V142H71ZM86 143H87V142H86ZM25 144H26V143H25ZM34 144H35V142H34ZM41 144H42V143H41ZM62 144H63V143H62ZM62 144H61L60 146H62ZM66 144H67V143H66ZM68 144H69V143H68ZM1 145H0V147H2V149H4V150H5V149H8V148H6V146L4 147V146H1ZM3 145H4V143H3ZM5 145H6V143H5ZM56 145H57V144H56ZM8 146H9V145H8ZM10 146H11V145H10ZM20 146H21V145H20ZM20 146H19V147H20ZM23 146H24V144H23ZM23 146L20 147V148H23ZM26 146H27V145H25L24 148H26ZM43 146H44V145H43ZM70 146H71V145H70ZM81 146H82V145H81ZM206 146H207V145H206ZM206 146H205V147H206ZM3 147H4V148H3ZM14 147H15V146H14ZM30 147H31V146H30ZM44 147H45V146H44ZM83 147H84V146H83ZM10 148H11V150L13 149L12 151L14 152V154L17 152L16 155H15V156H16L15 161H16L17 163L19 162V163L17 164V167H18V168H17V173H20V174H19V178H20L21 180H22V179H27V180L37 181V182L41 185V183L37 180V176H36V174H35V170H33V169H32V170H31V169L28 170V169H27V168H28L27 165H26V162H27V160H26V158H27L26 155H27V154L25 155V151H24V150H21L20 152H18V151L16 150V149H18L17 147H16V149H15V151H14L13 146H11ZM41 148H42V147H41ZM62 148H63V147H62ZM67 148H68V146H67ZM80 148H82V147H80ZM202 148H203V147H202ZM27 149H28V148H27ZM32 149H33V148H32ZM38 149H39V148H38ZM46 149H47V148H46ZM57 149H58V148H57ZM65 149H66V148H65ZM84 149H86V148H84ZM84 149H83V150H84ZM18 150H19V149H18ZM25 150H26V149H25ZM62 150H63V149H62ZM0 151H2V150H0ZM5 151H6V150H5ZM8 151H9V149H8ZM49 151H50V150H49ZM73 151H74V150H73ZM205 151H206V150H205ZM2 152H4V151H2ZM10 152H11V151H10ZM27 152H28V151H27ZM33 152H34V151H33ZM33 152H32V153H33ZM46 152H47V150H46ZM69 152H70V150H69ZM78 152H79V150H78ZM199 152H200V151H199ZM261 152H262V151H261ZM7 153H8V155H9V152H7ZM79 153H80V152H79ZM81 153H82V152H81ZM81 153H80V154H81ZM97 153H98V152H97ZM170 153H171V152H170ZM204 153H205V152H204ZM28 154H29V153H28ZM77 154H78V153H77ZM83 154H84V153H83ZM94 154H95V153H94ZM149 154H150V153H149ZM171 154H172V153H171ZM209 154H210V153H209ZM10 155H11V154H10ZM31 155H32V154H31ZM33 155H34V154H33ZM38 155H39V154H38ZM38 155H37V156H38ZM70 155H72V154H70ZM73 155H74V154H73ZM153 155H154V154H153ZM153 155H151V156H153ZM4 156H6L5 153H4ZM4 156H3V157H4ZM11 156H12V155H11ZM15 156H14V157H15ZM29 156H30V155H29ZM29 156H28V157H29ZM77 156H78V155H76V157H77ZM81 156H82V155H81ZM90 156H91V155H90ZM155 156H156V155H155ZM206 156H207V155H206ZM3 157L1 156V158H0L1 161L4 159V161L6 160L5 162H7V160L10 159V158H9L10 156L8 157L9 159H8V158L5 159V157H4V158H3ZM6 157H7V156H6ZM25 157H26V158H25ZM41 157H42V156H41ZM41 157H40V158H41ZM49 157H51V156H49ZM70 157H71V156H70ZM70 157H69V158H70ZM72 157H73V156H72ZM74 157H75V156H74ZM74 157H73V158H74ZM156 157H157V156H156ZM156 157H155V158H156ZM165 157H166V156H165ZM240 157H241V156H240ZM2 158H3V159H2ZM12 158H13V157H12ZM17 158H18V161H17ZM24 158H25L26 161H24ZM35 158H36V156H35ZM37 158H38V157H37ZM37 158H36V159H37ZM42 158H43V157H42ZM73 158H72V159H73ZM83 158H84V157H83ZM88 158H89V157H88ZM94 158H95V157H94ZM94 158H92V159H94ZM96 158H97V157H96ZM152 158H153V157H152ZM72 159H71V160H72ZM77 159H78V158H77ZM84 159H85V158H84ZM150 159H151V158H150ZM156 159L158 160V158H156ZM156 159H154L155 162H156ZM209 159H210V158H209ZM34 160H35V159H34ZM38 160H39V159H38ZM59 160H60V159H59ZM85 160H86L85 165H86V163H87V168L89 167L91 173H93L92 175H94V173H98V172L102 169V168H101V169H99V168L97 169V167L95 166V164H92V162H89V159L87 160V158H86ZM90 160H91V159H90ZM101 160H102V159H101ZM151 160H153V159H151ZM200 160H201V159H200ZM263 160H264V159H263ZM9 161H11V160H9ZM15 161L13 160V162H15ZM23 161H24V162H23ZM73 161H74V159H73ZM76 161H77V160H75V162H76ZM154 161H153V162L151 161V162H152L153 164H155ZM158 161H159V160H158ZM158 161H157V162H158ZM167 161H169V160H167ZM167 161L165 160V162H167ZM11 162H12V161H11ZM13 162H12V163H13ZM28 162H29V160H28ZM28 162H27V164H28ZM45 162H46V161H45ZM58 162H59V161H58ZM80 162H81V161H80ZM165 162H164V163H165ZM202 162H203V161H202ZM59 163H60V162H59ZM59 163H58V164H59ZM83 163H84V162H83ZM95 163H97V162L95 161ZM98 163H99V162H98ZM169 163H170V162H169ZM206 163H207V162H206ZM214 163H215V162H214ZM76 164H77V163H76ZM79 164H80V163H79ZM102 164H103V163H102ZM105 164H106V162H105ZM157 164H160V163L158 162ZM1 165H2V164H0V166H1ZM80 165H81V164H80ZM97 165H98V164H97ZM108 165L110 166V164H108ZM167 165L169 166L168 168H167ZM167 165H166V163H165V166H166L165 169H166V171H167L168 169H170V171H171L172 166H171V168H170V165H169V164H167ZM213 165H215V164H213ZM75 166H76V165H74V168H75ZM101 166H104V165H101ZM109 166L107 167V166L105 165L104 168L107 167V168L109 169V168H110ZM158 166H159V165H158ZM158 166H156V164H155V167H158ZM184 166H186V164H185ZM4 167H5V166H1L0 168H3V171H4V169H5ZM84 167H86V166H84ZM98 167H99V166H98ZM161 167H162V166H161ZM163 167H164V166H163ZM186 167H187V166H186ZM76 168L78 169V167H76ZM87 168H86V169H87ZM180 168H181V167H180ZM7 169H8V168H6V171H4V172H10L9 169H8V170H7ZM81 169H83V167H82ZM156 169H157V168H156ZM158 169H159V168H158ZM172 169H173V168H172ZM182 169H183V167H182ZM187 169H188V167H187ZM187 169L185 170V168H184V171H187V172H188ZM1 170H2V169H1ZM15 170H16V169H15ZM74 170H75V169H74ZM102 170H103V169H102ZM104 170H105V169H104ZM104 170H103L102 172H104ZM109 170H110V169H109ZM163 170H164V168H163ZM79 171H80V170H79ZM90 171H89V172H90ZM164 171H165V170H164ZM166 171H165V172H166ZM168 171H169V170H168ZM179 171H181V170L179 169ZM182 171H183V170H182ZM184 171H183V172H184ZM109 172H110V171H109ZM159 172H160V171H159ZM183 172H182V173H183ZM0 173H1V172H0ZM11 173H12V172H11ZM11 173H9V175H10ZM80 173H81V172H80ZM82 173H83V172H82ZM84 173H85V172H84ZM100 173H101V172H100ZM215 173H216V171H215ZM5 174H6V173H5ZM15 174H16V173H15ZM166 174H168V172H167ZM212 174H213V173H212ZM2 175H4V173H2ZM2 175L0 174V178L3 179V176H2ZM11 175H12V174H11ZM86 175H87V174H86ZM86 175H85V176H86ZM90 175H91V174H90ZM109 175H110V174H108V177H109ZM160 175H161V174H160ZM179 175H180V174H179ZM4 176H5V175H4ZM94 176H95V175H94ZM97 176H98V175H97ZM161 176H163V175H161ZM164 176H165V175H164ZM181 176H182V175H181ZM6 177H7V174H6V176H5L4 178H6ZM8 177H9V176H8ZM13 177H14V175L12 176V178H13ZM167 177H168V175H167ZM10 178H11V176H10ZM83 178H84V177H83ZM91 178H92V177H91ZM95 178H96V177H95ZM170 178H171V177H170ZM173 178H174V177H173ZM176 178H177V177H176ZM178 178H179V177H178ZM20 179H19V180H20ZM168 179H169V178H168ZM3 180H5V182H6V179H3ZM9 180H10V179H9ZM91 180H92V179H91ZM96 180H97V179H96ZM173 180H174V179H173ZM213 180H214V179H213ZM97 181H98V180H97ZM97 181H95V182H97ZM7 182H8V180H7ZM15 182H17V181H15ZM84 182H85V179H84ZM87 182H88V181H87ZM93 182H94V181H93ZM95 182H94V183H95ZM100 182H101V181H100ZM100 182H99V183H100ZM109 182H110V181H109ZM171 182H172V179H171ZM173 182H174V181H173ZM1 183H2V182H0V184H1ZM24 183H25V182H24ZM89 183H90V181H89ZM99 183H98V184H99ZM106 183H108V182H106ZM106 183H105V184H106ZM14 184H15V183H14ZM102 184H103V183H102ZM102 184H101V185H102ZM211 184H213V183H211ZM16 185H17V184H16ZM16 185H15V186H16ZM18 186H21V185H18ZM95 186H96V185H95ZM104 186H105V185H104ZM42 187H43V186H42ZM91 187H92V186H91ZM93 187H94V186H93ZM100 187H101V186H100ZM19 188H20V187H19ZM103 188H104V187H103ZM211 188H212V187H211ZM17 189H18V188H17ZM93 189H94V188H93ZM11 190H12V189H11ZM22 190H23V188H22ZM24 190H25V189H24ZM95 190H96V189H95ZM97 190H98V189H97ZM102 190H103V189H102ZM6 191H8V190H6ZM6 191H5V192H6ZM17 191H18V190H17ZM28 191H29V190H28ZM212 191H213V190H212ZM19 192H20V190H19ZM214 192H215V191H214ZM97 193H98V192H97ZM101 193H102V192H101ZM103 193H104V192H103ZM209 193H210V192H209ZM8 194H9V193H8ZM25 194H26V193H25ZM213 194H214V193H213ZM10 195H12V194H10ZM13 195H16V194L14 193ZM13 195H12V197H13V200L15 201V199H17V198H15ZM20 195H21V194H20ZM53 195H54V197L56 196V198L52 197ZM0 196H1V195H0ZM217 196H218V195H217ZM2 197H3V196H2ZM7 197H8V196H7ZM10 197H11V196H10ZM50 197H51V199L53 198V201H55V199H57V198L60 197V194H58L57 192H54V194L50 195ZM107 197H108V199H109L110 195H108ZM113 197H114V196L112 195V197H110V198H113ZM116 197L119 198V197H118V194H117V196H115V198H116ZM123 197H124V196H123ZM176 197H177V196H176ZM22 198H23V196H22ZM24 198H25V197H24ZM30 198H31V197H30ZM30 198H28V199L31 200ZM105 198H106V197H105ZM121 198H122V196H121ZM124 198H125V197H124ZM219 198H220V197H219ZM0 199H1V198H0ZM19 199H20V198H19ZM19 199H18V201H17V200H16V201H17V202H20ZM106 199H107V198H106ZM106 199H105V200H106ZM108 199H107V200H108ZM122 199H123V198H122ZM126 199H127V198H126ZM130 199H132V198H130ZM212 199H213V198H212ZM221 199H222V198H221ZM221 199H220V200H221ZM5 200H6V199H5ZM10 200H12V199L10 198ZM29 200H28V202L26 201L27 204H28V203L31 204L32 201L29 202ZM107 200H106V201H107ZM119 200H121V199H119ZM119 200H118V201H119ZM193 200H194V199H193ZM196 200H197V199H196ZM201 200H202V199H201ZM213 200H214V199H213ZM215 200H216V199H215ZM215 200H214V201H215ZM218 200H219V199L217 198V201H218ZM220 200H219V201H220ZM223 200H224V199H223ZM16 201H15V203H16ZM33 201L35 202L34 199H33ZM102 201H103V200H102ZM109 201H110V199H109ZM109 201H108V203H109ZM112 201H113V200H112ZM115 201L118 202L117 199H115ZM121 201L123 202V200H121ZM199 201H200V199H199ZM217 201H215V202H217ZM224 201H225V200H224ZM86 202H87V201H86ZM122 202H121V203H122ZM127 202H128V200H127ZM197 202H198V201H196V203H197ZM2 203H3V202H2ZM21 203H24V201L21 202ZM102 203H103V202H102ZM105 203H106V202H104V208L107 207V206L109 205V204L107 203V204H106L107 206H105ZM110 203H111V201H110ZM112 203L114 204L115 202H112ZM125 203H126V200H125ZM131 203H132V202H131ZM196 203H195V204H196ZM213 203H214V202H213ZM220 203L223 204L224 202H222V200H221ZM17 204H18V203H17ZM17 204H16V205H17ZM32 204H33V202H32ZM89 204H90V203H89ZM126 204H127V206H129L128 203H126ZM197 204H198V203H197ZM215 204L218 205L217 203H215ZM222 204H221V205H222ZM225 204H226V201H225ZM21 205H22V204H21ZM37 205H38V204H37ZM54 205H55V204H54ZM83 205H84V204H83ZM101 205H103V204H101ZM123 205H124V204H122V206H123ZM130 205H131V204H130ZM226 205H227V204H226ZM226 205H225V206H226ZM24 206H25V208H28V207H26L25 204H24ZM32 206H33V205H32ZM32 206H31V207H32ZM35 206H36V205H35ZM45 206H46V205H45ZM55 206H56V205H55ZM109 206H110V205H109ZM114 206H115V205H114ZM225 206H224V207H225ZM9 207H10V206H9ZM9 207L7 206V208H9ZM15 207H16V206H15ZM46 207H47V206H46ZM56 207H58V206H56ZM110 207L112 208V206H110ZM110 207H109V208H110ZM118 207L120 208V206H119V202H118ZM118 207H117V208H118ZM123 207H124L125 209L127 208L126 206H123ZM129 207H130V206H129ZM129 207H128L126 210H124V211H127V210L130 211V208H129ZM132 207H133V205H132ZM140 207H141V206H140ZM227 207H228V205H227ZM227 207H225V208H226V211H224V212H226V214H229L228 211L230 212V210H229V208H227ZM2 208H4V205H2ZM12 208H13V207H12ZM12 208H11V209H12ZM23 208H24V207H23ZM38 208H39V206H38ZM38 208H37V209H38ZM43 208H44V207H43ZM51 208H52V207H51ZM89 208H90V207H89ZM92 208H93V207H92ZM100 208H101V207H100ZM111 208H110V209H111ZM119 208H118V209H119ZM133 208H134V207H133ZM220 208H221V207H220ZM220 208H218V209H220ZM225 208L222 207V209H225ZM5 209H6V205H5ZM15 209L17 210L18 207L15 208ZM20 209H21V208H20ZM28 209H29V208H28ZM33 209H34V208H33ZM46 209H47V208H46ZM56 209H57V208H56ZM102 209H103V207H102ZM107 209H108V207H107ZM110 209H108V210L110 211ZM120 209H123V208H120ZM222 209H220V210L223 211ZM227 209H228V210H227ZM18 210H19V209H18ZM44 210H45V209H44ZM44 210H43V211H44ZM54 210H55V209H54ZM95 210H96V209H95ZM99 210H100V209H99ZM112 210H113V208H112ZM21 211H22V210H20V212H21ZM24 211H25V210H24ZM34 211H35V210H34ZM45 211H46V210H45ZM56 211H57V210H56ZM56 211H54V212H56ZM58 211H59V210H58ZM90 211H92V210H90ZM105 211H106V210H105ZM109 211H108V213H109ZM115 211H116V213H117L118 210H115ZM115 211H114V212H115ZM120 211H121V210H119V213H120ZM129 211H127V212L129 213ZM138 211H139V210H138ZM216 211H219V210H216ZM221 211H219V212H221ZM37 212L39 213L40 210L38 209ZM47 212H49V211H47ZM52 212H53V211H52ZM63 212H64V211H63ZM93 212H94V211H93ZM96 212H97V211H96ZM100 212H101V210H100ZM106 212H107V211H106ZM112 212H113V211H112ZM122 212H123V210H122ZM127 212H125L126 215H129L128 217H131V216H130L131 214H127ZM224 212H223V213H224ZM40 213H41V212H40ZM42 213H43V212H42ZM60 213H61V212H60ZM60 213H59V214H60ZM71 213H72V212H71ZM74 213H76V212H74ZM84 213H85V212H84ZM101 213H102V212H101ZM108 213H107V214H108ZM110 213H111V212H110ZM116 213H115V214H116ZM123 213H124V212H123ZM223 213L221 212L220 215H221V216H226V217H227L226 220H227V219L229 218L230 214H229V216H227L226 214H223ZM48 214H49V213H48ZM48 214H47V215H48ZM57 214H58V213H57ZM82 214H83V213H82ZM82 214H81V215H82ZM97 214H99V213H97ZM115 214H114V215H115ZM139 214H140V212H139ZM222 214H223V215H222ZM49 215H52V213L49 214ZM62 215H63V213H62ZM75 215H78V214H73V216H75ZM81 215H80V216H81ZM85 215H87V214L85 213ZM95 215H96V214H95ZM102 215H103V214H102ZM108 215H109V214H108ZM108 215H107V216H108ZM110 215H111V214H110ZM116 215L120 216L121 214H116ZM126 215H125V216H126ZM216 215H217V214H216ZM220 215H219V216H220ZM0 216H1V215H0ZM56 216H57V215H56ZM60 216H61V215H60ZM64 216H65V215H64ZM82 216H84V215H82ZM87 216H88V215H87ZM90 216H91V215H90ZM112 216H113V215H112ZM118 216H117V218H118ZM135 216L138 217L139 215H135ZM221 216H220V217H221ZM2 217H3V215H2ZM2 217H1V218H2ZM49 217H50V216H49ZM51 217H53V216H51ZM75 217H76V216H75ZM77 217H78V216H77ZM92 217H95V216H92ZM92 217H91V218H92ZM105 217H106V216H105ZM115 217H116V216H115ZM115 217H114V218H115ZM216 217H217V216H216ZM1 218H0V220H1ZM59 218H60V217H59ZM80 218H81V217H80ZM83 218H84V217H82L81 219H83ZM86 218H87V217H86ZM88 218H89V216H88ZM96 218H98V217H96ZM99 218H100V217H99ZM107 218H108V217H107ZM111 218H112V217H111ZM114 218H113V219H114ZM117 218H115V219H117ZM139 218H140V216H139ZM142 218H143V217H142ZM223 218H224V217H223ZM17 219H20V220H21V216H20V215L17 216ZM52 219H55V218H52ZM61 219H63V218H61ZM61 219H59V220H61ZM71 219H72V216H71ZM81 219H79L80 221H78V223H77V220L75 219V220H76L75 225H73V222H74L73 220H74V219L72 220L73 222H71L72 224H71V223H68V222L66 223V220H68V221L70 220V219L67 218V217L64 218V221L62 220V222H59L60 224L57 223L55 220H53V222L51 221L52 223L49 224L48 229H46V227L43 226V227H45V228H43V231H42V230H41V231L38 230V231H40L39 234H40L41 236H44V234L49 233V234H51L52 236L55 235L54 237H55V239H56V235H57V237H59V234H62L64 237H63V236H60V239H61V238L66 239V241H65L64 239H62V240H60L59 238L57 239V240H60V241H63V240H64V242H65V244L63 245V247L60 246L61 249L63 248V249L61 250L62 252H60V250H59L60 248L57 249L58 247L55 246V245L58 244V242H57V244H55L53 247H52V245H51L49 248H44L45 251H46V253L51 254V255H52V253H54V251H55L56 249L59 251V253H57L56 258H54L55 256L53 257V258L55 259V261H54L53 264H97V262H99V264H104V263H102V260H101L98 256H94V255L91 256L90 253H89L90 251L93 250V249L90 250L91 248L89 249V247L91 246L92 243H94L93 240H94V237H95L96 235L94 234L95 236L92 237L93 240L91 239V240H92V243L90 242V244H89L90 246H89V245L87 246L88 243H86V237H87L88 235H90V234H92V236H93V233L96 232V230H94V232H93L92 230H90V228L94 226V225H93V226L91 225V224H93V223H91V224L88 223L89 225H91V227H90L89 230H88V228H84L85 226L82 227L83 225L81 226V223H79V222H81V221H84L85 218H84L83 220H81ZM108 219L110 220V218H108ZM118 219H119V218H118ZM118 219H117V221H118ZM125 219H126V218H125ZM127 219H128V218H127ZM218 219H219V217H218ZM218 219H217V222H218ZM220 219H222V218H220ZM232 219H233V218H232ZM3 220H5V218H3ZM30 220L32 221L33 218H31ZM49 220H50V219H49ZM49 220H48V221H49ZM86 220L88 221V219H86ZM215 220H216V219H215ZM224 220H225V218H224ZM27 221H28V220H27ZM93 221H94V218H93ZM98 221H99V219H98ZM121 221H122V220H119L118 223L120 222L119 224H121ZM123 221H125V220H123ZM126 221H127V220H126ZM129 221H130V219H129ZM140 221H142V219H141ZM36 222H37V221H36ZM94 222H95V221H94ZM96 222H97V219H96ZM127 222H128V221H127ZM127 222H125V223H127ZM136 222H137V218H136ZM220 222H221V221L218 222V225L220 224ZM222 222H226V221H222ZM222 222H221V223H222ZM4 223H5V221L3 222V225H5ZM7 223H9V222H7ZM7 223H6V224H7ZM27 223H28V222H27ZM47 223H48V222H47ZM56 223H57V224H56ZM83 223H84V222H83ZM97 223H98V222H97ZM107 223H108V222H107ZM107 223H106V224H107ZM111 223H112V222H111ZM131 223H135V222H131ZM131 223H128V224H125V225H124V222H123L121 226H122V227H127V226H128V228H129V226H130ZM226 223H227V222H226ZM0 224H1V223H0ZM25 224H26V223H24V225H25ZM99 224H100V221H99ZM109 224H110V223H109ZM115 224L117 225V226H116V229H118V228H117V227H118V224H117L116 222H115ZM216 224H217V223H216ZM7 225H8V224H7ZM7 225H6V228L8 227ZM97 225H98V224H97ZM110 225H111V224H110ZM133 225H134V224H133ZM221 225H223V224H220V226H221ZM224 225L226 226V224H224ZM228 225H229V224H228ZM1 226H2V225H1ZM35 226H36V225H35ZM38 226H39V222H38ZM105 226H106V225H105ZM113 226H114V225H113ZM113 226H112V227H113ZM131 226H132V225H131ZM142 226H143V225H142ZM225 226H224V227H225ZM230 226H231V225H230ZM230 226H229V228H230ZM2 227H3V226H2ZM96 227H97V226H96ZM108 227H109V226H108ZM112 227H111V228H112ZM119 227H120V225H119ZM122 227H121V228H122ZM134 227H135V226H134ZM136 227H137V226H136ZM139 227H140V225H139ZM145 227H147V226H145ZM222 227H223V226H222ZM4 228H5V227H4ZM8 228H10V227H8ZM8 228H7V230H8ZM36 228H37V227H36ZM38 228H39V227H38ZM93 228H94V227H93ZM93 228H92V229H93ZM100 228H101V227H100ZM102 228H103V227H102ZM106 228H107V227H106ZM106 228H105V230H106ZM114 228H115V226L113 227L112 230H114ZM216 228H217V226H216ZM218 228H220V227H218ZM225 228H226V227H225ZM231 228H233V227H231ZM231 228H230V229H231ZM2 229H3V228H2ZM31 229H32V228H31ZM40 229H41V228H40ZM84 229H85V230H84ZM119 229H120V228H119ZM129 229H130V228H129ZM7 230L5 229V231H7ZM87 230H88V231H87ZM112 230L110 229V231H112ZM122 230H124V228H123ZM130 230H131V229H130ZM143 230H144V227H143ZM149 230H150V229H149ZM149 230H148V231H149ZM216 230H217V229H216ZM228 230H229V229H228ZM228 230H227V231H228ZM1 231H2V230H1ZM1 231H0V232H1ZM9 231H10V230H9ZM38 231H37V232H38ZM78 231H81V232L84 231V232H83L84 235H85V233H88V235H85V236H84V237H85V240H84L83 238H82L83 240H81V238H80V239H73V240H71L72 236H73V238H74V235H75V234H78V237H79L80 234H79ZM110 231H108V232L110 233ZM119 231H121V230H119ZM128 231H129V230H128ZM132 231H133V230H132ZM219 231H220V230H219ZM224 231H225V230H224ZM230 231H231V230H230ZM3 232H4V231H3ZM34 232H35V231H34ZM81 232H80V233H81ZM97 232H99V230H98ZM103 232H104V231H103ZM103 232H102V230H101V233H103ZM106 232H107V231H106ZM115 232H117V230H116ZM115 232L113 231V233H114L115 236L119 235V233H115ZM121 232H122V231H121ZM143 232H144V231H143ZM143 232H142V233H143ZM145 232H146V231H145ZM12 233H13V232H12ZM29 233H33V232H31V231H30V232H27V231H26V232L23 234V236H25V237L27 236V239H28V237H29L28 235H30ZM99 233H100V232H99ZM132 233H133V232H132ZM135 233H136V232H135ZM138 233H139V232H138ZM146 233H147V232H146ZM148 233H149V232H148ZM151 233H152V232H151ZM216 233H217V232H216ZM225 233H226V232H225ZM235 233H236V232H235ZM235 233H234V234H235ZM5 234H6V233H5ZM9 234L11 235V233H9ZM9 234H8V235H9ZM36 234H37V233H36ZM129 234H131V233H129ZM140 234H141V233H140ZM143 234H145V233H143ZM153 234H154V233H153ZM153 234H152V235H153ZM217 234H220V232L217 233ZM6 235H7V234H6ZM14 235H15V234H14ZM99 235H100V234H99ZM105 235H106L105 232H104L103 236L100 235V236L103 237V239H102L103 242H104V240H105V238H104ZM114 235H113L112 237L115 239ZM122 235H123V233L120 234V236H122ZM124 235H126L125 231H124ZM141 235H142V234H141ZM232 235H233V233H232ZM1 236H2V235L0 234V238H1ZM34 236H35V235H33V237H34ZM65 236H66L67 238H65ZM82 236H83V235L81 234V237H82ZM131 236H136V235H131ZM153 236H154V235H153ZM153 236H151V237H153ZM233 236H234V235H233ZM2 237H3V236H2ZM10 237H11V238H10ZM13 237H14L15 240L12 239V236H9L10 241H16V242H17V240H16V239H17L16 235L13 236ZM15 237H16V238H15ZM90 237H91V236H89V238H90ZM107 237H108V236H107ZM122 237H123V236H122ZM128 237H129V236H128ZM128 237H127V240H129ZM142 237H143V235H142ZM144 237H145V235H144ZM144 237H143V238H144ZM218 237H220V236H218ZM4 238H5V237H4ZM75 238H77V235H76ZM87 238H88V237H87ZM117 238H118V236H117ZM119 238H120V237H119ZM124 238H125V236H124ZM124 238H123V239H124ZM133 238H134V237H133ZM143 238H141V239L143 240ZM154 238H155V237H154ZM158 238H159V237H158ZM158 238L156 237L155 239H157L158 242H157V241H156V242L159 244V243H160V239H158ZM216 238H217V237H216ZM2 239H3V238H2ZM31 239L33 240V238H31ZM36 239H37V237H36ZM95 239H96V237H95ZM114 239H113V241H114L113 243H115V240H116V239H115V240H114ZM125 239H126V238H125ZM137 239H138V238H137ZM139 239H140V237H139ZM145 239L148 240L147 238H145ZM25 240H26V239H25ZM29 240H30V237H29ZM52 240H53V239H52ZM89 240H90V239H89ZM89 240H88L87 242H89ZM91 240H90V241H91ZM96 240H98V239H96ZM96 240H95V241H96ZM109 240H110V239H109ZM120 240H122V239H120ZM127 240H124L123 242H121V243H119V244L117 243L118 245L116 244V247H115V244L113 245V246L116 248V251L118 250V251H117V254L119 255L120 259H122V260L124 261V263L127 262V263H125V264H162V260H165V259H166V258H165V259H162V258H161L160 255L163 254V253H161V254L159 253L158 246H157V247H156V246H154V247L151 246V247H147V248L145 249V247H144V245H143L144 242H143L142 240H141V241H138V244H136V242H135L136 240H135V239H134L135 241H134L133 243H131V242L133 241L132 239H131L132 241H129V242H128ZM217 240H218V239H217ZM225 240H226V239H225ZM43 241H44V240H43ZM54 241L56 242V240H54ZM102 241H101V242H102ZM117 241H119V240H117ZM153 241H154V240H153ZM219 241H220V240H219ZM221 241H222V240H221ZM227 241H228V240H227ZM16 242H15V243H16ZM25 242H26V241H25ZM29 242H30V241H29ZM29 242H28V244H29ZM44 242H45V241H44ZM47 242H48V241H47ZM52 242H53V241H52ZM52 242H51V243H52ZM55 242H53V243H55ZM96 242H97V241H96ZM103 242H102V243H103ZM124 242L127 244V246L124 244ZM7 243H8V242H7ZM15 243H14L13 245H15L14 247L17 249ZM32 243H34V242H32ZM41 243H42V242H41ZM59 243H60V242H59ZM62 243H63V242H62ZM82 243H83V244L85 243L86 246L82 245ZM99 243H100V242H99ZM104 243H106V242H104ZM225 243H226V241L224 242V244H225ZM237 243H238V242H237ZM0 244H1V243H0ZM23 244H24V243H23ZM26 244H27V243H26ZM45 244H46V243H45ZM48 244H49V243H48ZM97 244H98V242H97ZM110 244H111V243H110ZM158 244H156V245H158ZM4 245H5V244H4ZM18 245H19V244H17V246H18ZM32 245H33V244H32ZM42 245H43V244H42ZM42 245H41V246H42ZM49 245H50V244H49ZM107 245H108V244H107ZM119 245H120V247L117 249V247H118ZM146 245H148V244L146 243ZM216 245H219V243H218V244L216 243ZM221 245H222V244H221ZM221 245H219V246H221ZM20 246H22L21 243H20ZM38 246H39V245H38ZM99 246H100V244H99ZM108 246H110V245H108ZM3 247H4V246H3ZM23 247H24V245H23L22 247H19V246H18V248H20V249H22ZM55 247H57V248H55ZM92 247H93V246H92ZM97 247H98V246H97ZM110 247H111V246H110ZM159 247H160V246H159ZM11 248H13L12 245H11ZM25 248H26V247H25ZM36 248H37V247H36ZM98 248H99V247H98ZM161 248H162V247H161ZM163 248H164V247H163ZM226 248H227V247H226ZM238 248H239V247H238ZM0 249H2V247H0ZM20 249H18V250H20ZM23 249H24V248H23ZM41 249H42V248H41ZM44 249H43V250H44ZM95 249H97V248H95ZM105 249H106V248H105ZM112 249H113V248H112ZM218 249H219V248H218ZM220 249H222V248L220 247ZM5 250H6V249H5ZM11 250H12V252H13V249H11ZM26 250H27V249H26ZM36 250H37V249H36ZM97 250H98V249H97ZM114 250H115V249H114ZM161 250H162V249H161ZM225 250H226V249H225ZM231 250L233 251L234 249H231ZM237 250H238V249H237ZM1 251H2V250H1ZM14 251H15V249H14ZM22 251H23V250H22ZM33 251H34V250H33ZM40 251H41V250H40ZM45 251H44L43 253H45ZM58 251H57V252H58ZM116 251H115V252H116ZM4 252H5V251H4ZM6 252H9V251H6ZM6 252H5V253H6ZM27 252H28V251H27ZM27 252H26V254H27ZM92 252H94V251H92ZM164 252H165V251H164ZM220 252H221V250H220ZM222 252H223V251H222ZM229 252H230V251H229ZM15 253H16V252H15ZM19 253H20V252H18V254H16V255H19ZM32 253H33V252H32ZM32 253H31V254H32ZM36 253H37V252H35V254H36ZM39 253H40V252H39ZM96 253H97V252H96ZM98 253H99V252H98ZM105 253H106V252H105ZM1 254H2V253H1ZM6 254H10V253H6ZM41 254H42V253H41ZM41 254H40V255H41ZM48 254H47V255H48ZM115 254H116V253H115ZM117 254H116V255H117ZM172 254H173V252H172ZM12 255H13V254H11V256H12ZM22 255H24V254H22ZM22 255H21V256H22ZM43 255H44V254H43ZM43 255H41V256H43ZM51 255H50V256L48 255V257H51ZM53 255H54V254H53ZM55 255H56V253H55ZM116 255H114V256H116ZM163 255H164V254H163ZM222 255H223V254H222ZM6 256H7V255H6ZM11 256H10V257H11ZM24 256H25V255H24ZM29 256H31L30 253H29ZM29 256H27V259H25V261H26V260H29V259L31 258V257H29ZM34 256H35V255H34ZM44 256H46V255H44ZM168 256H170V255H168ZM7 257H9V256H7ZM7 257H5V259H7ZM19 257H20V256H19ZM19 257H18V258H19ZM28 257H29V259H28ZM35 257L37 258V255H36ZM35 257H34V258H35ZM38 257L40 258V256H38ZM46 257H47V256H46ZM48 257H47V258H48ZM227 257H228V256H227ZM2 258H3V257H2ZM14 258H15V257H14ZM14 258L12 257V259H10V260H13ZM16 258H17V257H16ZM36 258H35V260H34V264H35V261H37V263H38V260H39V259H38V258L36 259ZM116 258H117V260H118V257H117V256H116ZM157 258H158V259H157ZM177 258H178V257H177ZM229 258H230V257H229ZM0 259H1V258H0ZM20 259L22 260V258H20ZM23 259H24V257H23ZM44 259H45V258H43V260H44ZM48 259H49V258H48ZM50 259H51V258H50ZM7 260H9V258H8ZM30 260H31V259H30ZM32 260H33V257H32ZM32 260H31V261H32ZM41 260H42V259H41ZM114 260H115V258H114ZM179 260H181V259H179ZM1 261H2V260H1ZM1 261H0V262H1ZM15 261H16V263H17V260H15ZM15 261H14V262H15ZM39 261H40V260H39ZM50 261H52V260H48L49 264H52L53 261H52V262H50ZM123 261H122V262H123ZM168 261H169V259H168ZM229 261H230V260H229ZM10 262H11V261H10ZM10 262L5 260L3 264H10ZM19 262H20V261H19ZM21 262H23L22 264H28V262L24 263V260H22ZM29 262H30V261H29ZM44 262H46V264H47V260H44ZM231 262H232V261H231ZM1 263H2V262H1ZM16 263H15V264H16ZM18 264H20V263H18ZM32 264H33V263H32ZM38 264H39V263H38ZM40 264H42V262H40ZM117 264H118V263H117ZM119 264H120V263H119ZM164 264H168V263H164ZM175 264H176V263H175ZM177 264H178V263H177Z\"/></svg>",
  "mask_w": 264,
  "mask_h": 264
}]
</instances>
